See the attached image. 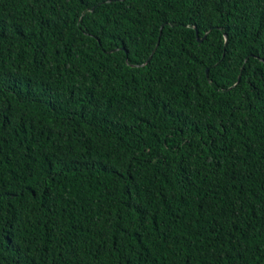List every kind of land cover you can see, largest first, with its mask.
Instances as JSON below:
<instances>
[{"label":"trees","instance_id":"trees-1","mask_svg":"<svg viewBox=\"0 0 264 264\" xmlns=\"http://www.w3.org/2000/svg\"><path fill=\"white\" fill-rule=\"evenodd\" d=\"M0 264H264V0H0Z\"/></svg>","mask_w":264,"mask_h":264},{"label":"water","instance_id":"water-1","mask_svg":"<svg viewBox=\"0 0 264 264\" xmlns=\"http://www.w3.org/2000/svg\"><path fill=\"white\" fill-rule=\"evenodd\" d=\"M94 10V9H93ZM161 33V28H160V32H159V34ZM195 34H196V37H197V40L198 41H201V39L202 38H198V35H197V30H195ZM158 43H159V39H157V42H156V45H155V47H157L158 46ZM206 73H207V71H208V68H206Z\"/></svg>","mask_w":264,"mask_h":264}]
</instances>
